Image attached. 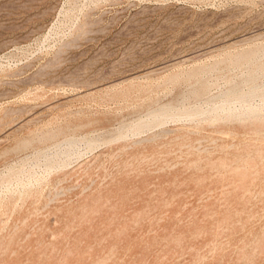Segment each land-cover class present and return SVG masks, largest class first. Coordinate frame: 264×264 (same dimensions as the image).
Wrapping results in <instances>:
<instances>
[{
	"label": "rangeland",
	"instance_id": "rangeland-1",
	"mask_svg": "<svg viewBox=\"0 0 264 264\" xmlns=\"http://www.w3.org/2000/svg\"><path fill=\"white\" fill-rule=\"evenodd\" d=\"M263 51L264 0H0V264H264V100L216 111L264 85ZM88 133L18 184L22 157Z\"/></svg>",
	"mask_w": 264,
	"mask_h": 264
},
{
	"label": "bare ground",
	"instance_id": "bare-ground-1",
	"mask_svg": "<svg viewBox=\"0 0 264 264\" xmlns=\"http://www.w3.org/2000/svg\"><path fill=\"white\" fill-rule=\"evenodd\" d=\"M257 47V46H256ZM261 50H259V52H260ZM264 52V51H263ZM239 53V52H238ZM262 54H264V53H262ZM232 55V54H231ZM258 55V54H257ZM229 56V55H228ZM233 56V55H232ZM242 56H243V54H242ZM249 56V55H248ZM231 57V56H230ZM234 57V56H233ZM262 57L264 58V56L262 55ZM256 58H258L257 56H256ZM247 59V58H246ZM252 59V58H251ZM262 59V58H261ZM230 60H231V58H230ZM237 60V59H236ZM260 60V58L258 59V61ZM228 61V60H227ZM257 61V62H258ZM262 61H263V59H262ZM226 63V62H225ZM248 64V63H247ZM252 64V63H251ZM255 64V63H254ZM212 65V64H211ZM242 65V64H241ZM240 65V66H241ZM256 65V64H255ZM205 66V65H204ZM212 66H214V65H212ZM217 67H218V65H216ZM227 66V65H226ZM230 66V65H229ZM238 66V65H237ZM243 66V65H242ZM241 66V67H242ZM248 66V65H247ZM234 67V66H233ZM241 67H239V68H241ZM244 67V66H243ZM211 68V67H210ZM238 68V67H237ZM250 68V67H249ZM212 69V68H211ZM217 69V68H216ZM223 69V68H222ZM227 69V68H226ZM229 69V68H228ZM234 69V68H233ZM207 70V69H206ZM219 70V69H218ZM221 70V69H220ZM251 70V69H250ZM257 70V69H256ZM200 71V70H199ZM225 71V70H224ZM245 71V70H244ZM247 71H248V69H247ZM262 71V70H261ZM194 72V71H193ZM203 72V71H202ZM207 72V71H206ZM206 72H205V74H206ZM209 72V71H208ZM214 72V71H213ZM222 72V71H221ZM258 72H259V69H258ZM263 72V71H262ZM173 73V72H172ZM198 73V72H197ZM232 73H233V71H232ZM254 73V72H253ZM185 74V73H184ZM187 74V73H186ZM222 74V73H221ZM226 74V73H225ZM242 74V73H241ZM182 75V74H181ZM224 75V74H223ZM226 75H228V74H226ZM234 75V74H233ZM235 75H237V74H235ZM239 76V75H238ZM237 76V77H238ZM253 76H254V74H253ZM187 77H188V75H187ZM241 77V76H240ZM201 78V77H200ZM231 78V77H230ZM246 78V77H245ZM251 78V77H250ZM190 79V78H189ZM193 79V78H192ZM234 79V78H233ZM236 79V78H235ZM240 79V78H239ZM243 79V78H242ZM178 80H179V78H178ZM198 80V79H197ZM207 80V79H206ZM208 80H209V78H208ZM207 80V81H208ZM244 80V79H243ZM258 81L260 80V79H257ZM247 81V80H246ZM198 82H200V81H198ZM206 82V81H205ZM212 82V81H211ZM237 82H238V80H237ZM240 82V81H239ZM249 82V81H248ZM177 83V82H176ZM175 83V84H176ZM186 83H187V81H186ZM192 83V82H191ZM190 83V84H191ZM197 83V82H196ZM202 83V82H201ZM200 83V84H201ZM213 83V82H212ZM232 82H230V84H231ZM122 84V83H121ZM193 84V83H192ZM198 84V83H197ZM204 84V83H203ZM202 84V85H203ZM215 84V83H214ZM238 85H239V83H237ZM120 85V84H119ZM155 85V84H154ZM160 85V84H159ZM201 85V86H202ZM261 85V84H260ZM192 86V85H191ZM191 86H190V88H191ZM198 87H199V84L197 85ZM207 86V85H206ZM211 86V85H210ZM227 86V85H226ZM117 87V86H116ZM145 87V86H144ZM185 87V86H184ZM197 87V88H198ZM208 87H209V85H208ZM237 87H239V86H237ZM247 87V86H246ZM152 88V87H151ZM201 89H202V87H200ZM235 88H236V85H235ZM196 89V88H195ZM195 89H193L194 90V92H195ZM200 89V90H201ZM203 89H204V87H203ZM217 89V88H216ZM226 89V88H225ZM240 89H242V88H239V90ZM192 90V89H191ZM200 90H198V91H200ZM214 90V89H213ZM228 90V89H227ZM229 90H231V89H229ZM119 91V90H118ZM197 91V90H196ZM191 92V91H190ZM225 92V91H224ZM109 93V92H108ZM116 93V92H115ZM139 93V92H138ZM196 93H198V92H196ZM47 94V93H46ZM128 94V93H127ZM155 94V93H154ZM192 94V96H194L193 95V92L191 93ZM217 94V93H216ZM227 94H228V98H226L225 99V101H222V103L220 104V105H218L217 106V108H216V111H217V109L218 108H228L229 110L228 111H232L233 113H234V111H236V106L234 105V103H232V101H230L231 99H236L238 102H240L241 104H242V106H243V109L247 112V111H253V109H258V108H260V105H258V106H256V107H252L251 106V104L249 103V100L250 99H252V97H254V96H256V95H260V96H262L263 97V100H264V85L263 86H259V83L257 84V85H252V86H250L249 88H248V90H246V91H242V92H238L237 90H232V91H228L227 92ZM237 94V95H236ZM196 95H198V94H196ZM215 95V94H214ZM148 96V95H147ZM212 96H213V94H212ZM216 96V95H215ZM222 96V95H221ZM225 96V95H224ZM231 96H235L234 98H229V97H231ZM259 96V97H260ZM151 97V96H150ZM188 97H189V95H188ZM206 97V96H205ZM208 97H209V95H208ZM129 98V97H128ZM183 98V97H182ZM198 98V97H197ZM201 98V97H200ZM210 98V97H209ZM257 98V97H256ZM185 99V98H184ZM190 99V98H189ZM224 99V98H223ZM254 99V98H253ZM151 101V100H150ZM161 101V100H160ZM178 101V100H177ZM181 101V100H180ZM190 101V100H189ZM212 101V100H211ZM172 102V101H171ZM184 102V101H183ZM182 102V103H183ZM197 102V101H196ZM199 102H201V101H199ZM198 102V103H199ZM203 102H205L204 101V99H203ZM207 102V101H206ZM213 102H215V101H213ZM237 102V103H238ZM135 103V102H134ZM139 103V102H138ZM168 103V102H167ZM173 103V102H172ZM212 103V102H211ZM236 103V104H237ZM153 104H155V103H153ZM159 104V103H158ZM169 104V103H168ZM179 104V103H178ZM188 104V103H187ZM186 104V105H187ZM194 104H196V103H193V105ZM205 104V103H204ZM146 105V104H145ZM215 105V104H214ZM253 105V104H252ZM160 106H162V105H160ZM159 106V107H160ZM165 106L167 107V105L165 104ZM180 106V105H179ZM200 106V105H199ZM152 107V106H151ZM150 107V108H151ZM173 107V106H172ZM175 107V106H174ZM184 107V106H183ZM188 107L189 106H187V109H188ZM238 107V106H237ZM240 107V106H239ZM263 107V106H262ZM157 108V107H156ZM163 108V107H162ZM161 108V109H162ZM194 108H196V107H194ZM200 108V107H199ZM241 108V107H240ZM264 108V107H263ZM130 109V108H129ZM152 109V108H151ZM161 109H159V110H161ZM180 109V108H179ZM186 109V108H185ZM262 109V108H261ZM149 110V109H148ZM175 110V109H174ZM197 110V109H196ZM205 110V109H204ZM213 110V109H212ZM220 110V109H219ZM224 110V109H223ZM153 111V110H152ZM151 111V112H152ZM155 111V110H154ZM181 111H182V109H181ZM186 112H183L184 114L185 113H188L187 114V116H189V119H190V116H191V113H190V111H187V110H185ZM192 111H194V109L192 110ZM197 111H199V110H197ZM206 111V110H205ZM238 111V110H237ZM137 112H138V110H137ZM148 112V111H147ZM257 112V111H256ZM260 112V111H259ZM263 112V111H262ZM220 113V112H219ZM228 113V112H227ZM248 113V112H247ZM225 114V113H224ZM238 114H239V112H238ZM243 114H245V113H243ZM62 115V114H61ZM70 115V114H69ZM71 115H73V114H71ZM218 115V114H217ZM229 114H227L226 116H228ZM231 115H232V113H231ZM263 115V114H262ZM142 116V115H141ZM140 116V118H142ZM178 116H180V113H177L176 111H173V108H164L163 110H161L160 112L158 111V112H152L151 113V119H155V120H157L158 122H160V123H163V122H165V121H167V119L168 118H170V117H178ZM184 116V115H183ZM204 116H206V114L204 115ZM209 116V115H208ZM213 116H214V114H213ZM220 116V115H219ZM219 116H218V118H219ZM83 117V116H82ZM106 117V116H105ZM146 117V116H145ZM185 117V116H184ZM238 117V116H237ZM260 117V116H259ZM144 118V117H143ZM186 118V117H185ZM184 118V119H185ZM193 118V117H192ZM191 118V119H192ZM214 118H215V116H214ZM217 118V117H216ZM215 118V119H216ZM227 118V117H226ZM225 118V119H226ZM234 118H235V114H234ZM263 118V117H262ZM146 119V118H145ZM183 119V118H182ZM183 119V120H184ZM188 119V118H187ZM201 119V118H200ZM199 119V120H200ZM208 119V121H209V119H210V117L209 118H206V120ZM231 119V118H230ZM229 119V120H230ZM238 119V118H237ZM254 119H256L255 117H254ZM254 119H251V120H254ZM259 119V118H258ZM73 120V119H72ZM94 120V119H93ZM147 120V119H146ZM179 120H180V118H179ZM198 120V119H197ZM198 120V121H199ZM202 120V119H201ZM240 120V119H239ZM251 120H249V121H251ZM134 121V120H133ZM171 121V120H170ZM178 121V120H177ZM189 121V120H188ZM187 121V122H188ZM191 121H194V120H191ZM212 121H213V119H212ZM218 121V120H217ZM153 122V121H152ZM152 122H149V121H142V122H140V123H137V124H135L134 125V127H136V130H142V128L143 127H146V126H148L150 123H152ZM169 122V121H168ZM174 122V121H173ZM216 122V121H215ZM240 122V121H239ZM166 123V122H165ZM178 123V122H177ZM176 123V124H177ZM185 123V122H184ZM210 123V122H209ZM219 123V122H218ZM253 123V122H252ZM251 123V124H252ZM129 124V123H128ZM169 124V123H168ZM174 124V123H173ZM204 124H207V123H204ZM214 124V123H213ZM220 124V123H219ZM260 124V123H259ZM72 125V124H71ZM75 125V124H74ZM78 125V124H77ZM120 125V124H119ZM185 125V124H184ZM210 125V124H209ZM248 125V124H247ZM263 125V124H262ZM50 126V125H49ZM70 126V125H69ZM163 126V125H162ZM178 126H180V125H178ZM188 126V125H187ZM191 126V125H190ZM198 126V125H197ZM206 126V125H205ZM221 126V125H220ZM122 127H123V125H122ZM182 127V126H181ZM194 127V126H193ZM219 127V126H218ZM222 127V126H221ZM230 127V126H229ZM246 127V126H245ZM254 127H255V125H254ZM262 127V126H261ZM60 128H62V127H60ZM73 128V127H72ZM79 128H81L80 126H79ZM94 128V127H93ZM121 128V127H120ZM125 128V127H124ZM123 128V129H124ZM152 128V127H151ZM191 128V127H190ZM223 128H225V127H223ZM252 128V127H251ZM256 128V127H255ZM78 129V128H77ZM131 129V128H130ZM148 129V128H147ZM154 129H156V127L154 128ZM199 129V128H198ZM214 129H216V128H214ZM231 129V128H230ZM257 129V128H256ZM260 129V128H259ZM51 130V129H50ZM61 130V129H60ZM70 130V129H69ZM127 130H129V129H127ZM150 130V129H149ZM152 130V129H151ZM255 130V129H254ZM29 131V130H28ZM53 131V130H52ZM76 131V130H75ZM79 131V130H78ZM131 131H134V130H132L131 129ZM131 131H130V133H131ZM253 131V130H252ZM259 131V130H258ZM262 131V130H261ZM260 131V132H261ZM31 132V131H30ZM43 132V131H42ZM49 132H51V131H49ZM59 132V131H58ZM63 132H64V130H63ZM99 132V131H98ZM113 133H114V131H112ZM137 132V131H136ZM135 132V133H136ZM144 131H140V133L142 134ZM154 133H155V131H153ZM203 132V131H202ZM28 133V132H27ZM44 133V132H43ZM48 133V132H47ZM56 133V132H55ZM65 133V132H64ZM74 133V132H73ZM96 133V132H95ZM123 133V132H122ZM129 133V132H128ZM133 133V132H132ZM139 133V132H138ZM152 133V132H151ZM33 134V133H32ZM35 134V133H34ZM33 134V135H34ZM49 134V133H48ZM52 134V133H51ZM69 134H71V133H69ZM68 134V136H66L63 140H61V141H58V142H55V143H53L52 144V146H49V147H44V148H42V149H37V150H35L34 152H32L31 154H29V155H27V156H25V157H22L20 160H18L19 161V164H20V166L22 165V166H24V168L21 170V172L18 174V172L16 173V175H17V181L19 182H17L18 184H20V185H24V186H27V188H28V186H32V187H36V185H39V184H41V180L39 179V178H36L35 176V174H36V168L38 167V166H40L41 167V164H44L45 166H46V171L48 170H50V169H53L52 167L55 165V163H58L59 161H65L67 158H70V156L72 155V154H74V153H76V152H78L77 151V149L79 148V146L82 144V143H85L87 146H88V148L90 147L91 149L92 148H94L95 147V145L98 143V139H101L102 140V138H100V137H95L96 135H94L93 133H91V134H87V135H82V136H77V135H69ZM97 134V133H96ZM103 134V133H102ZM101 134V135H102ZM104 134H105V132H104ZM108 134V133H107ZM116 134V133H115ZM114 134V135H115ZM221 134V133H220ZM226 134V133H225ZM19 135V134H18ZM31 135V134H30ZM39 135V134H38ZM55 135V134H54ZM58 135V134H57ZM133 135V134H132ZM221 135H223V134H221ZM258 135H259V132H258ZM261 135V134H260ZM29 136V135H28ZM40 136V135H39ZM100 136V135H99ZM125 136V135H124ZM130 136V135H129ZM33 137V136H32ZM37 137V136H36ZM53 137V136H52ZM57 137H60V136H57ZM57 137H56V139H57ZM101 137H103V136H101ZM122 137V136H121ZM127 137V136H126ZM22 138V137H21ZM31 138V137H30ZM49 138V137H48ZM51 138V137H50ZM106 138H108V137H106ZM105 138V139H106ZM112 138V137H111ZM110 138V139H111ZM156 138V137H155ZM159 138V137H158ZM28 139V138H27ZM41 139V138H40ZM42 139H44V138H42ZM55 139V138H54ZM113 140H114V138H112ZM134 139V138H133ZM136 139H138V138H136ZM179 139V138H178ZM177 139V140H178ZM26 140V139H25ZM24 140V141H25ZM34 140V139H33ZM59 140V139H58ZM108 140V139H107ZM121 140H122V138H121ZM130 140V139H129ZM128 140V141H129ZM152 140V139H151ZM225 140V139H224ZM31 141V140H30ZM131 141V140H130ZM145 141V140H144ZM18 142V141H17ZM19 142H21V140L19 141ZM23 142V141H22ZM25 142H27V141H25ZM24 142V143H25ZM29 142V141H28ZM33 142V141H32ZM34 142H35V140H34ZM103 142V141H102ZM109 142V141H108ZM31 143V142H30ZM113 143H114V141H113ZM131 143V142H130ZM138 143V142H137ZM32 144V143H31ZM48 144V143H47ZM51 144V143H50ZM49 144V145H50ZM104 145V144H103ZM113 145V144H112ZM131 145V144H130ZM163 145V144H162ZM32 146H34L35 147V145L33 144ZM44 146V145H43ZM110 146V145H109ZM139 146V145H138ZM172 146V145H171ZM19 147V146H18ZM111 147V146H110ZM115 147V146H114ZM113 147V148H114ZM165 147V146H164ZM199 147V146H198ZM13 148V147H12ZM16 148V147H15ZM101 148V147H100ZM129 148V147H128ZM10 149V148H9ZM14 149V148H13ZM33 149V148H32ZM35 149V148H34ZM166 149V148H165ZM215 149V148H214ZM257 149V148H256ZM124 150V149H123ZM7 151V150H6ZM13 150L11 149V152H12ZM20 151H22V150H20ZM91 151V150H90ZM127 151V150H126ZM125 151V152H126ZM220 151V150H219ZM25 152V151H24ZM121 152V151H120ZM193 152V151H192ZM250 152V151H249ZM159 153V152H158ZM170 153V152H169ZM3 154H6V152H4ZM7 154H9L8 152H7ZM23 154V153H22ZM80 154V153H79ZM154 154V153H153ZM2 155V154H1ZM17 155V154H16ZM20 155V154H19ZM25 155V154H24ZM81 155V154H80ZM155 155V154H154ZM157 155V154H156ZM212 155V154H211ZM76 156V155H75ZM78 156V155H77ZM113 156V155H112ZM135 156V155H134ZM174 156V155H173ZM200 156V155H199ZM20 157V156H19ZM64 157L66 158V159H64ZM74 157V156H73ZM80 157H82V156H80ZM227 157V156H226ZM6 158V157H5ZM7 159V158H6ZM79 159V158H78ZM251 159V158H250ZM5 160V159H4ZM10 160V159H9ZM17 160V159H16ZM71 160V159H70ZM110 160H111V158H110ZM128 160V159H127ZM156 160V159H155ZM218 160V159H217ZM132 161V160H131ZM149 161H151V160H149ZM215 161V160H214ZM67 162V161H66ZM75 162H77V161H75ZM159 162V161H158ZM220 162V161H219ZM241 162V161H240ZM3 163V162H2ZM9 163V162H8ZM86 163V162H85ZM89 163V162H88ZM108 163V162H107ZM118 163V162H117ZM176 163V162H175ZM263 163V162H262ZM11 163H9V165H10ZM60 165V164H59ZM65 165H67V164H65ZM86 165V164H85ZM89 165H91V164H89ZM105 165H106V163H105ZM244 165V164H243ZM264 165V164H263ZM7 166V165H6ZM84 166V165H83ZM132 166V165H131ZM152 166V165H151ZM174 166V165H173ZM10 167V166H9ZM60 167V166H59ZM73 167V166H72ZM108 167V166H107ZM163 167V166H162ZM83 168V167H82ZM131 168V167H130ZM13 169V168H12ZM42 169V168H41ZM160 169V168H159ZM250 169V168H249ZM6 170V169H5ZM8 170H10V169H8ZM77 170V169H76ZM237 170V169H236ZM243 170V169H242ZM254 170V169H253ZM66 171V170H65ZM68 171V170H67ZM83 171V170H82ZM156 171V170H155ZM245 171V170H244ZM10 172V171H9ZM15 172V171H14ZM106 172V171H105ZM221 172V171H220ZM8 173V172H7ZM47 173V172H46ZM49 173L51 174V171H49ZM57 173V172H56ZM59 173H60V171H59ZM79 173V172H78ZM84 173V172H83ZM86 173V172H85ZM94 173V172H93ZM1 174V173H0ZM11 173H9V175H10ZM218 174V173H217ZM230 174V173H229ZM236 174V173H235ZM244 174V173H243ZM64 175V174H63ZM251 175V174H250ZM44 176V175H43ZM62 176V175H61ZM5 177V176H4ZM35 177V178H34ZM64 177V176H63ZM66 177V176H65ZM108 177V176H107ZM114 177V176H113ZM136 177V176H135ZM2 178V177H1ZM47 180L50 178V175H48L47 177H45ZM134 178V177H133ZM210 178V177H209ZM6 179V178H5ZM43 179V178H42ZM63 179V178H62ZM122 179V178H121ZM238 179V178H237ZM45 180V179H44ZM54 180V179H53ZM218 180V179H217ZM227 180V179H226ZM10 181V180H9ZM15 180H13V182H14ZM27 181V182H26ZM126 181V180H125ZM198 181H200V180H198ZM205 181V180H204ZM225 181V180H224ZM248 181V180H247ZM250 181V180H249ZM26 182V183H25ZM44 182H46V181H44ZM59 182V181H58ZM58 182H56V183H58ZM9 183H11V182H9ZM37 183V184H36ZM43 183V182H42ZM50 183V182H49ZM133 183V182H132ZM141 183V182H140ZM232 183V182H231ZM255 183V182H254ZM8 184V183H7ZM47 184V183H46ZM108 184V183H107ZM11 185V184H10ZM19 185V186H20ZM56 185V184H55ZM105 185V184H104ZM1 186V185H0ZM9 186V185H8ZM41 186V185H40ZM50 186V185H49ZM11 187V186H10ZM13 187V186H12ZM17 187V186H16ZM38 187V186H37ZM36 187V188H37ZM111 187V186H110ZM126 187V186H125ZM23 188H25V187H23ZM26 188V189H27ZM218 188V187H217ZM251 188V187H250ZM263 188V187H262ZM34 189V188H33ZM38 189V188H37ZM41 189V188H40ZM39 189V190H40ZM130 189V188H129ZM7 190V189H6ZM9 190V189H8ZM32 190V189H31ZM199 190V189H198ZM197 190V191H198ZM247 190V189H246ZM10 191V190H9ZM36 191V190H35ZM41 191V190H40ZM39 191V192H40ZM196 191V192H197ZM12 192V191H11ZM17 192V191H16ZM28 192V191H27ZM26 191H25V193L24 194H26L27 193ZM122 192H123V190H122ZM13 193V192H12ZM21 193V192H20ZM30 193V192H29ZM34 193H36V192H34ZM33 193V194H34ZM42 193V192H41ZM137 193V192H136ZM235 193V192H234ZM7 194V193H6ZM10 194V193H9ZM19 194V193H18ZM43 194V193H42ZM60 194V193H59ZM17 195V194H16ZM22 195H23V193H22ZM29 195V194H28ZM27 195V196H28ZM36 195V194H35ZM14 196V195H13ZM20 196V195H19ZM26 196V197H27ZM37 196H39V195H37ZM88 196V195H87ZM5 197V196H4ZM7 197V196H6ZM30 198H31V196H29ZM34 197V196H33ZM32 197V198H33ZM40 197H41V195H40ZM96 197V196H95ZM109 197V196H108ZM125 197H127V196H125ZM176 197V196H175ZM10 198V197H9ZM15 198V197H14ZM17 198H18V196H17ZM35 198V197H34ZM37 198V197H36ZM44 198V197H43ZM122 198V197H121ZM124 198V197H123ZM202 198V197H201ZM261 198V197H260ZM22 199V198H21ZM184 199V198H183ZM2 200H4V199H2ZM10 200V199H9ZM13 200V199H12ZM24 200V199H23ZM25 200H27V199H25ZM29 200V199H28ZM53 200V199H52ZM93 200V199H92ZM121 200V199H120ZM5 201H7V200H5ZM34 201V200H33ZM37 201H38V199H37ZM45 201V200H44ZM133 201V200H132ZM13 202V201H12ZM15 202V201H14ZM20 202H22V201H20ZM36 202V201H35ZM84 202V201H83ZM202 202V201H201ZM226 202V201H225ZM4 204H6L5 202H3ZM11 203V202H10ZM23 203H26V202H24L23 201ZM29 203V202H28ZM28 203H27V205H28ZM86 203V202H85ZM111 203V202H110ZM212 203V202H211ZM20 204V203H19ZM42 204V203H41ZM14 205V204H13ZM34 205V204H33ZM47 205H48V202H47ZM51 205V204H50ZM17 205H15V207H16ZM21 206V205H20ZM165 206V205H164ZM259 206V205H258ZM14 207V206H13ZM45 207V206H44ZM76 207V206H75ZM91 207V206H90ZM199 207V206H198ZM9 208V207H8ZM31 208V207H30ZM67 208V207H66ZM78 208H80V207H78ZM102 208V207H101ZM201 208V207H200ZM214 208V207H213ZM3 209H4V206H3ZM7 209V208H6ZM15 209V208H14ZM94 209V208H93ZM124 209V208H123ZM178 209V208H177ZM206 209V208H205ZM212 209V208H211ZM8 210V209H7ZM6 210V211H7ZM25 210V209H24ZM44 210H46V207H45V209ZM103 210V209H102ZM17 211V210H16ZM33 211V210H32ZM64 211V210H63ZM78 211V210H77ZM9 212V211H8ZM13 213V212H12ZM15 213V212H14ZM17 213V212H16ZM24 213V212H23ZM36 213V212H35ZM48 213V212H47ZM94 213V212H93ZM212 213V212H211ZM31 214V213H30ZM87 214V213H86ZM91 214V213H90ZM115 214V213H114ZM139 214V213H138ZM41 215V214H40ZM66 215V214H65ZM73 215V214H72ZM94 215V214H93ZM9 216H10V214H9ZM91 216V215H90ZM119 216V215H118ZM3 217V216H2ZM102 217V216H101ZM90 218V217H89ZM41 219V218H40ZM136 219V218H135ZM1 220V219H0ZM43 220V219H42ZM45 220V219H44ZM69 220V219H68ZM67 220V221H68ZM79 220V219H78ZM177 220V219H176ZM2 221V220H1ZM8 221V220H7ZM112 221V220H111ZM190 221V220H189ZM5 222L6 221H4V224H5ZM77 222V221H76ZM157 222V221H156ZM7 223V222H6ZM73 223V222H72ZM94 223V222H93ZM131 223V222H130ZM9 224V223H8ZM7 224V225H8ZM34 224V223H33ZM32 224V225H33ZM206 224V223H205ZM184 226V225H183ZM64 227V226H63ZM101 227H102V225H101ZM141 227V226H140ZM157 228V227H156ZM68 230V229H67ZM145 230V229H144ZM117 231V230H116ZM180 231V230H179ZM1 232V231H0ZM101 232V231H100ZM25 233V232H24ZM23 233V234H24ZM109 234V233H108ZM114 234H116V233H114ZM118 234V233H117ZM135 235V234H134ZM29 236V235H28ZM170 236V235H169ZM64 237V236H63ZM138 240V239H137ZM140 240V239H139ZM65 242V241H64ZM34 243V242H33ZM59 243V242H58ZM72 244V243H71ZM127 245V244H126ZM72 248V247H71ZM89 249V248H88ZM73 251V250H72ZM65 255V254H64ZM70 256V255H69ZM61 257V256H60ZM82 257V256H81ZM61 262V261H60ZM76 264V263H75Z\"/></svg>",
	"mask_w": 264,
	"mask_h": 264
}]
</instances>
